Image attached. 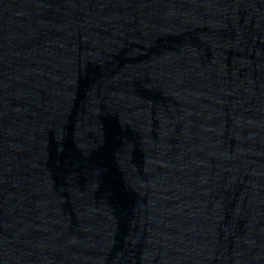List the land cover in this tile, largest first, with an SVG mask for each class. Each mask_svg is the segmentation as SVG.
Segmentation results:
<instances>
[{
  "label": "water",
  "instance_id": "1",
  "mask_svg": "<svg viewBox=\"0 0 264 264\" xmlns=\"http://www.w3.org/2000/svg\"><path fill=\"white\" fill-rule=\"evenodd\" d=\"M0 264H264V0H0Z\"/></svg>",
  "mask_w": 264,
  "mask_h": 264
}]
</instances>
